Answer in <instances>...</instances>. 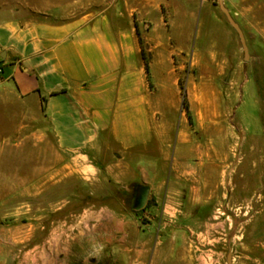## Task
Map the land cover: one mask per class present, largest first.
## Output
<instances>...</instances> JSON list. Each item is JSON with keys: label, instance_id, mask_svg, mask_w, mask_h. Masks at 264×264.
I'll return each mask as SVG.
<instances>
[{"label": "rangeland", "instance_id": "1", "mask_svg": "<svg viewBox=\"0 0 264 264\" xmlns=\"http://www.w3.org/2000/svg\"><path fill=\"white\" fill-rule=\"evenodd\" d=\"M222 2L247 58L219 0H200L191 35L173 38L204 176L161 190L40 180L37 117L0 112V264H227L229 252L232 264H264V0Z\"/></svg>", "mask_w": 264, "mask_h": 264}, {"label": "crops", "instance_id": "2", "mask_svg": "<svg viewBox=\"0 0 264 264\" xmlns=\"http://www.w3.org/2000/svg\"><path fill=\"white\" fill-rule=\"evenodd\" d=\"M199 2H5L0 112L37 117L40 180L150 181L161 190L204 176L206 146L195 147L181 112L173 44L191 35ZM175 13L189 23L174 25Z\"/></svg>", "mask_w": 264, "mask_h": 264}, {"label": "water", "instance_id": "3", "mask_svg": "<svg viewBox=\"0 0 264 264\" xmlns=\"http://www.w3.org/2000/svg\"><path fill=\"white\" fill-rule=\"evenodd\" d=\"M219 5H220V8L221 10L225 13L226 17H227V20L228 22L234 27V29L237 31L238 35H239V38H240V41L242 43V46H243V49H244V52H245V58H247L248 56V50H247V45H246V42H245V38H244V34L239 26V24L232 18V16L230 15L228 9L226 7L223 6V2L222 0H219ZM183 99H184V94H183ZM227 264H232L231 262V252L228 253L227 255Z\"/></svg>", "mask_w": 264, "mask_h": 264}, {"label": "trees", "instance_id": "4", "mask_svg": "<svg viewBox=\"0 0 264 264\" xmlns=\"http://www.w3.org/2000/svg\"><path fill=\"white\" fill-rule=\"evenodd\" d=\"M141 41V40H140ZM142 42V41H141ZM146 71L148 72V65L146 64ZM184 107H186L185 100L183 101ZM188 113V112H187Z\"/></svg>", "mask_w": 264, "mask_h": 264}, {"label": "bare ground", "instance_id": "5", "mask_svg": "<svg viewBox=\"0 0 264 264\" xmlns=\"http://www.w3.org/2000/svg\"><path fill=\"white\" fill-rule=\"evenodd\" d=\"M223 143L225 144L227 142V138L223 136Z\"/></svg>", "mask_w": 264, "mask_h": 264}]
</instances>
